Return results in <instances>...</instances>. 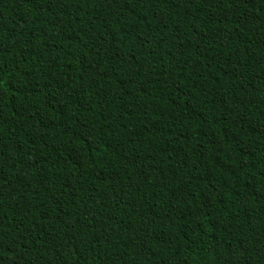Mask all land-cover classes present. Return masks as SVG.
I'll use <instances>...</instances> for the list:
<instances>
[{"label": "trees", "instance_id": "1", "mask_svg": "<svg viewBox=\"0 0 264 264\" xmlns=\"http://www.w3.org/2000/svg\"><path fill=\"white\" fill-rule=\"evenodd\" d=\"M0 264H264V0H0Z\"/></svg>", "mask_w": 264, "mask_h": 264}]
</instances>
